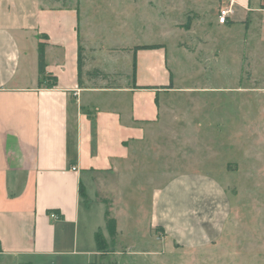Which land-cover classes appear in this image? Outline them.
Instances as JSON below:
<instances>
[{
  "label": "crops",
  "instance_id": "crops-1",
  "mask_svg": "<svg viewBox=\"0 0 264 264\" xmlns=\"http://www.w3.org/2000/svg\"><path fill=\"white\" fill-rule=\"evenodd\" d=\"M220 2L221 8L230 4L231 12L216 25L236 34L233 45L244 50L264 42V0ZM139 3L145 7L138 17L158 34L143 43L129 23ZM100 4L0 0V264H36L41 257L65 262L94 253L78 248L83 180L116 172L145 144L172 94L193 89L176 86L181 65L175 57L177 71L169 67L165 25L149 2H109L125 23L116 36L121 40L107 45L95 23ZM169 43L172 52H186L179 41ZM142 45L154 47L134 50ZM230 210L218 178L187 171L152 189L147 218L161 238L196 249L221 237Z\"/></svg>",
  "mask_w": 264,
  "mask_h": 264
},
{
  "label": "rangeland",
  "instance_id": "rangeland-1",
  "mask_svg": "<svg viewBox=\"0 0 264 264\" xmlns=\"http://www.w3.org/2000/svg\"><path fill=\"white\" fill-rule=\"evenodd\" d=\"M112 1L102 0L97 11L95 23L104 45L121 40L116 36L125 23L114 15ZM146 2L165 25L172 71H177L175 57L180 62L176 86L193 89L172 94V104L167 103L145 144L116 172L97 176L88 185L83 180L89 197L82 198L78 248H94V253L65 262L41 257L35 263L88 264L92 258L95 264H264V42L244 50L233 45L236 34L216 25L220 0ZM144 7L133 5L129 22L141 43L158 35L138 17ZM173 39L185 53L172 52ZM187 171L213 174L231 202L221 237L196 249L161 238L147 218L152 189ZM105 211L116 220L114 236L109 235ZM96 233L103 241L100 249Z\"/></svg>",
  "mask_w": 264,
  "mask_h": 264
},
{
  "label": "trees",
  "instance_id": "trees-1",
  "mask_svg": "<svg viewBox=\"0 0 264 264\" xmlns=\"http://www.w3.org/2000/svg\"><path fill=\"white\" fill-rule=\"evenodd\" d=\"M154 47V45H142V46H135L134 50L140 49V48H152ZM81 48H79L80 51ZM38 59H37V63H38V73L39 75H43L44 71H45V60H44V44L39 43L38 44ZM78 64H79V68L81 66V56H80V52H79V58H78ZM133 69L135 71V58H134V63H133ZM95 72H97V70H95ZM54 82H52L50 85H53ZM81 194H83V191L81 192ZM105 218H106V226L108 228L109 231V235L114 236V234L116 233V220L113 217H109L108 215V211H105ZM97 233L95 234V241H96V247L98 249H100L101 247H103V241L102 239L99 238L97 239ZM90 264H95L94 262H91ZM98 264H103V263H98Z\"/></svg>",
  "mask_w": 264,
  "mask_h": 264
},
{
  "label": "built area",
  "instance_id": "built-area-1",
  "mask_svg": "<svg viewBox=\"0 0 264 264\" xmlns=\"http://www.w3.org/2000/svg\"><path fill=\"white\" fill-rule=\"evenodd\" d=\"M231 10H230V4L226 7L220 8L217 14V21L218 23H225L227 20V17L229 16ZM72 169H75L74 167ZM51 217L56 218L57 215L55 213L50 214Z\"/></svg>",
  "mask_w": 264,
  "mask_h": 264
}]
</instances>
